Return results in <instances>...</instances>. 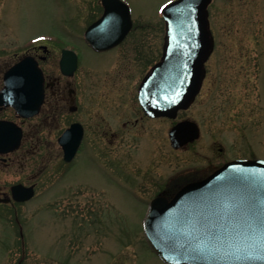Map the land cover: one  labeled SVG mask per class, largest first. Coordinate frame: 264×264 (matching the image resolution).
I'll list each match as a JSON object with an SVG mask.
<instances>
[{
  "label": "rangeland",
  "instance_id": "obj_1",
  "mask_svg": "<svg viewBox=\"0 0 264 264\" xmlns=\"http://www.w3.org/2000/svg\"><path fill=\"white\" fill-rule=\"evenodd\" d=\"M123 1L141 27L110 56L92 54L80 40L101 12L99 0H0V60L43 34L52 35L55 45V64H45L46 73L58 75V46L93 61L71 79L81 108L70 119L86 121L87 137L69 174H59V156L45 157L46 132L40 160L0 171V186L38 182L31 201L0 204V264H164L145 244L141 228L163 179L175 172L209 173L233 158H264V0L209 5L214 51L199 95L178 114L195 121L200 135L178 151L168 140L171 122L147 121L135 100L138 80L159 58L164 23L156 11L171 0ZM96 153L116 170V183Z\"/></svg>",
  "mask_w": 264,
  "mask_h": 264
},
{
  "label": "water",
  "instance_id": "obj_2",
  "mask_svg": "<svg viewBox=\"0 0 264 264\" xmlns=\"http://www.w3.org/2000/svg\"><path fill=\"white\" fill-rule=\"evenodd\" d=\"M101 1L105 5L112 2ZM209 1L176 0L162 9L166 22L163 56L140 89L146 113L174 118L198 93L204 62L212 50ZM117 13H105L103 18L120 21ZM69 66L71 74L75 63ZM40 76L36 65L26 58L6 74L7 88L1 98L8 97L6 103L18 109V94L27 90L16 82ZM197 133L189 121L178 124L169 133L172 146L193 141ZM12 196L25 201L33 191L18 185ZM143 226L150 249L166 264H264V161L228 163L204 181L182 188L172 202L153 200Z\"/></svg>",
  "mask_w": 264,
  "mask_h": 264
},
{
  "label": "flooded vegetation",
  "instance_id": "obj_3",
  "mask_svg": "<svg viewBox=\"0 0 264 264\" xmlns=\"http://www.w3.org/2000/svg\"><path fill=\"white\" fill-rule=\"evenodd\" d=\"M99 4H100L101 12L98 15V17L95 18L93 21L98 20L104 12V7L101 5L100 2H99ZM131 14H132V18H133V10H131ZM93 21L91 23H93ZM91 23H89L87 26H89ZM139 27H141V25L138 26L135 23V21L133 23V20H132V27L124 35V37H122V39L120 41H118V43L116 45L109 47V48H106V49H103L101 51H97V50L93 49L86 42L85 37H84V32H85L86 28L80 34V40L83 44H85L88 47V50L90 52H92V54L94 53V55L110 54V53H113V51L117 50L119 47H121L125 42L130 40L133 37L134 32L136 30H138L137 28H139ZM164 34H165V31L163 29V34L161 35V40H160V44H159V58L156 59L155 61H153L152 64H150V66L148 67V69L146 70L144 75L140 78V80H138L139 82L137 84L136 91H135V98H136L135 100L137 102L139 112L144 119H146L147 121H158V122H162L164 124L167 123V121H169V122H171V126H170V128H171L180 121L188 120V118L178 119V114L180 112L177 113L176 119H174V120H169V119L167 120L166 117H158V118L157 117H149V116L145 115V113L143 112V110L139 104V99H138V89H139V85H140L141 81H143V78L150 72L152 67L155 64H157L161 58L163 41H164ZM52 45H54V41H52V40L35 42V43H32L31 45H29L28 47L23 48L24 50L22 49L21 52L13 54L12 58L10 60H6V61L0 60V61H2V64L0 63V92L5 87L4 76H5L6 71L10 67H12L14 64H16L17 62H19L21 59H23L25 57L32 58L38 64V66L41 69L42 74L44 76L43 77V83H42V85H43L42 90H43L44 96H43L42 102H41L38 110L35 113H33L31 115H25L24 116V115L20 114L19 112H17L14 107L8 106V105L0 102V145H2L4 143L3 140L5 139V134H4L3 126L6 127L7 123L10 124V129L13 130V136L19 138L18 145L13 149L5 151L4 150L5 148L3 146H1V149L3 151H0V171L5 170L7 168H9V169L13 168L18 164L21 165L28 158L29 159L35 158L36 160H38L39 159L38 153H39V148H40L39 146H42V143H43L41 136L44 132H46L47 143H49L46 147V148H48V150H47L45 157H47L48 161H51V160L55 159L57 156H59V158L63 164L62 170H64V171H63V173H61L60 171H58V172H59V174H61L63 176L69 174L72 166L74 165V163H76L78 161V158L80 157L82 151L85 150V145H86L85 140L87 137L86 136L87 135L86 121H82L81 118L70 119L71 115H76L77 113H79V110L81 108V104L78 102L77 95L75 94L76 91L74 90V88L71 84V79L74 76V74H72L70 76H68V75L66 76L60 72V59H61L62 50L64 48H66V49H71L72 51H74V49H72V47H67V46H62V47L58 46L57 59H56V67H57L58 75H54V73L48 74V73H46V71L44 69V65L49 63V62H52V64L53 63L55 64V57L53 56L52 50H51ZM53 49H54V47H53ZM0 50H1V52H4L2 47L0 48ZM0 54L4 55L2 53H0ZM110 56H111V54H110ZM12 60L15 62H13V64H11L9 67H7L5 69V67L8 65V63ZM87 62L93 63V61L91 59H88V58L84 59L83 57L81 59H78V56H77V68H76L74 73H76L78 68L82 69L83 66L84 67L89 66V65H87ZM94 68H99V67H94ZM203 84H204V81H203ZM202 87H203V85H202ZM132 97H133V94H132ZM133 110H134V108L132 107V112H135ZM135 114H137V113H135ZM61 117H63L64 121L62 123L63 125L60 127L59 120L61 119ZM136 122H137V119H136ZM136 122H134V123L136 124ZM134 123L130 122L129 124L133 125ZM55 133H57V134H55ZM64 133L67 134V136L64 139V143H65V145H67L66 147L69 150L71 149V147H73L75 144H77V151L75 152L73 158L69 162H66L64 160V150H63V147L59 144V138ZM18 135H19V137H18ZM167 135H168V132H167ZM187 145L190 146L191 144L189 143ZM187 145H185L183 147L186 148ZM54 147H56V148H54ZM183 147H181V148H183ZM180 149L178 148L175 150L178 151ZM220 151H221V149H219V152ZM96 156H97V159L99 160L100 168L105 169L106 170L105 173L108 176H110L111 181L116 183L117 174H118V173H116V170H113L111 168L112 165H109V164L102 162L99 159V156L97 155V153H96ZM244 158H250V157H244ZM254 158H252V159H254ZM233 159H237V158H233ZM230 160H232V159H230ZM228 161L223 162L221 165L214 168L209 173H206L203 171L193 172V171H195V169L193 168V169H191V172H193V173L188 174L186 177H180L182 174L181 173L178 174V172H175L169 180L166 178L163 179V182H162L163 188L161 189V191H159L156 194L155 197L162 195L163 197L170 199L184 185L191 183V181L195 182V181H199L201 179H204L205 177H207L208 175L213 173L215 170L219 169V167H221L223 164L227 163ZM117 164H119V163H117ZM117 164H115V165H117ZM33 175L31 178H35V176H33ZM16 184L24 185L23 182H20V180H19L16 183L8 186V188L5 185H3L4 187L0 186V199L8 200L7 203H4L5 205L7 204L10 206L11 204H15V205L20 204V203L14 202L11 199L10 188H11V186L16 185ZM24 186H26V187L33 186L34 191H35L37 186H38V182H33L31 184L24 185ZM0 204H2V203H0Z\"/></svg>",
  "mask_w": 264,
  "mask_h": 264
},
{
  "label": "bare ground",
  "instance_id": "obj_4",
  "mask_svg": "<svg viewBox=\"0 0 264 264\" xmlns=\"http://www.w3.org/2000/svg\"><path fill=\"white\" fill-rule=\"evenodd\" d=\"M192 104V103H191Z\"/></svg>",
  "mask_w": 264,
  "mask_h": 264
}]
</instances>
